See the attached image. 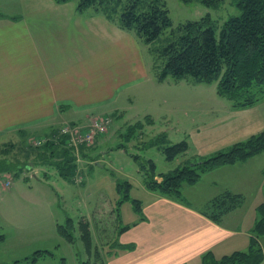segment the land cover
Listing matches in <instances>:
<instances>
[{
  "label": "rangeland",
  "instance_id": "rangeland-1",
  "mask_svg": "<svg viewBox=\"0 0 264 264\" xmlns=\"http://www.w3.org/2000/svg\"><path fill=\"white\" fill-rule=\"evenodd\" d=\"M9 1L0 0V6ZM161 1L173 29L208 15L218 36L222 24L239 15L232 0H224L216 8H206L197 1L187 4L179 0ZM168 32L169 29L161 35V40ZM160 44V41L155 42V46ZM145 48L153 85L124 102L117 115L108 114L105 132L96 133L79 151L72 153L76 161H81L72 178L61 179L49 167H42V172H32L26 167L33 165L36 151L50 140L44 135L29 136L23 144L17 142L0 148V160L7 159L21 166L17 175L4 178L8 184L2 185L0 176V264H93L95 252L105 261L107 255L119 250L115 245L119 228L141 215L135 211L134 201L142 209L153 200L145 187L147 171L139 169V164L151 161L156 176L170 174L217 153L228 152L233 145L264 131V99L250 107L233 108L217 95V82L205 84L189 77L174 79L171 76L160 80L162 60H155L148 47ZM94 115L89 120L102 116ZM88 125L89 122L77 127L83 129ZM68 127L71 125L59 124L54 133ZM162 135L164 146L185 142V151L166 160L162 146L151 145ZM81 149L83 154L87 153V158L81 157ZM249 160L264 167V148ZM255 164L243 167L244 185L248 186L237 187L239 194L233 193L235 184H225L228 178L221 177L219 170H213L200 174L191 187L182 184L183 201L203 208L219 196L229 195L230 199L237 196L240 198V203H236L239 215L245 218L246 224L252 223L256 218L255 209L263 200L264 188V170L256 174L258 183L256 175L248 178L251 173H246L248 169H255L251 167ZM124 182L128 184L126 189ZM118 184H122L120 188ZM81 218L89 225V249L80 240L77 223ZM68 220L73 243L66 242L57 233V227L65 228ZM258 240L264 255V236ZM38 250L48 251L51 256L38 258L34 263L32 253Z\"/></svg>",
  "mask_w": 264,
  "mask_h": 264
},
{
  "label": "crops",
  "instance_id": "crops-1",
  "mask_svg": "<svg viewBox=\"0 0 264 264\" xmlns=\"http://www.w3.org/2000/svg\"><path fill=\"white\" fill-rule=\"evenodd\" d=\"M0 19V148L36 134L53 140L60 135L55 126L83 125L94 114L117 115L153 85L146 46L101 15L77 14L73 1L11 0L0 6ZM249 159L211 171L219 170L239 194L237 187L248 186L243 167L255 164ZM37 167L29 168L43 171ZM251 167L248 178L264 170ZM0 176L8 184L10 175ZM149 192L153 200L142 217L118 235L117 244L132 249L107 255L104 264H202L207 253L219 259L247 249L254 221L246 224L238 209L214 221L183 195Z\"/></svg>",
  "mask_w": 264,
  "mask_h": 264
},
{
  "label": "trees",
  "instance_id": "trees-1",
  "mask_svg": "<svg viewBox=\"0 0 264 264\" xmlns=\"http://www.w3.org/2000/svg\"><path fill=\"white\" fill-rule=\"evenodd\" d=\"M54 1L62 4L74 0ZM179 1L184 4L197 1L206 8H216L224 0ZM232 4L239 11V15L227 19L222 24L218 36L215 34L214 23L208 15L198 21L179 24L173 29L168 11L161 0H77L76 13L91 11L93 14L103 16L119 29L133 34L142 45L148 47L155 60H162V69L158 75L160 80L171 76L174 79L189 77L193 81L205 84L217 82L216 90L219 97L225 98L233 108H244L264 99V0H232ZM168 29V35L161 40ZM157 41L161 43L159 46H155ZM146 120L149 123V119ZM66 139L65 134H60L55 139L46 141L42 148L36 151L32 164L54 169L61 179L72 178L77 162L72 153L79 151L82 145L76 149L67 147ZM163 144L162 135L151 145L162 146L166 160H172L187 147L185 142L171 146ZM263 148L264 131L244 143L233 145L228 152L217 153L200 163L184 166L170 174L156 176L151 161L145 162L146 165L139 164V169L147 171L146 189L182 200L183 183L193 185L200 174L221 166L246 161ZM81 153L83 154V150ZM83 155L81 157H88L86 154ZM19 167L21 168L18 163L1 159L0 175H17ZM121 185L118 184V188ZM123 185L124 189L128 187L126 182ZM237 202L240 203V198L237 196L231 199L229 195L219 196L203 208V214L216 221L239 207L236 205ZM134 204L135 211L141 214V208L136 201ZM255 213L252 237L245 251H235L219 259L207 253L202 258V264H262L264 255L258 239L264 236V188L263 200L256 207ZM67 222L69 223L65 228L57 227V233L66 242L73 243L72 227L68 226L70 220ZM77 227L80 240L89 249L91 235L87 221L81 218ZM127 229V226L121 227L117 234ZM115 245L123 251L132 249L131 246H120L117 243ZM32 255L34 263L38 258L51 256L48 251L41 250L35 251ZM94 255L96 260L93 264H104L97 252Z\"/></svg>",
  "mask_w": 264,
  "mask_h": 264
},
{
  "label": "built area",
  "instance_id": "built-area-1",
  "mask_svg": "<svg viewBox=\"0 0 264 264\" xmlns=\"http://www.w3.org/2000/svg\"><path fill=\"white\" fill-rule=\"evenodd\" d=\"M88 122V127H83V129L77 126H71L59 131L60 134H65L67 136V147L76 149L78 146L88 143L96 133H104L109 120L107 117L100 116L95 119H90Z\"/></svg>",
  "mask_w": 264,
  "mask_h": 264
}]
</instances>
